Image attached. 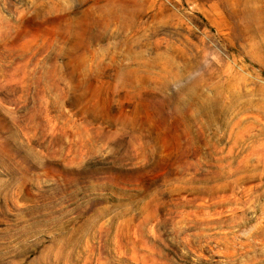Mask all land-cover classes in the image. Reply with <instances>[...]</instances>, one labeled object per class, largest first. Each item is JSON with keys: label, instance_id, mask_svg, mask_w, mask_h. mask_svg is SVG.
I'll list each match as a JSON object with an SVG mask.
<instances>
[{"label": "rangeland", "instance_id": "1", "mask_svg": "<svg viewBox=\"0 0 264 264\" xmlns=\"http://www.w3.org/2000/svg\"><path fill=\"white\" fill-rule=\"evenodd\" d=\"M0 264H264V0H0Z\"/></svg>", "mask_w": 264, "mask_h": 264}]
</instances>
